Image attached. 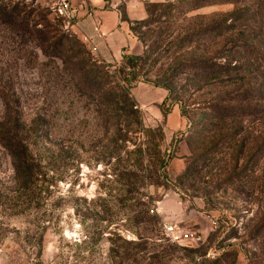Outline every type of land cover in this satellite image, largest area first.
<instances>
[{
    "label": "rangeland",
    "instance_id": "374dc122",
    "mask_svg": "<svg viewBox=\"0 0 264 264\" xmlns=\"http://www.w3.org/2000/svg\"><path fill=\"white\" fill-rule=\"evenodd\" d=\"M54 4L0 0V125L37 164L0 144V264H264V0H146L141 81L104 59L105 95Z\"/></svg>",
    "mask_w": 264,
    "mask_h": 264
},
{
    "label": "crops",
    "instance_id": "0c3cea01",
    "mask_svg": "<svg viewBox=\"0 0 264 264\" xmlns=\"http://www.w3.org/2000/svg\"><path fill=\"white\" fill-rule=\"evenodd\" d=\"M78 9L79 33L96 37L107 62H121L124 55H141L144 45L130 25L147 18L146 0H70ZM156 1V0H150Z\"/></svg>",
    "mask_w": 264,
    "mask_h": 264
},
{
    "label": "trees",
    "instance_id": "16d2710c",
    "mask_svg": "<svg viewBox=\"0 0 264 264\" xmlns=\"http://www.w3.org/2000/svg\"><path fill=\"white\" fill-rule=\"evenodd\" d=\"M148 11V10H147ZM136 21L142 22L145 21ZM134 22V23H136ZM132 23V24H134ZM131 30L135 33V29L130 25ZM136 34V33H135ZM67 39V38H66ZM62 41V45L66 41ZM88 51L85 49V46L75 49L70 47L66 49L67 53L70 52L71 55L68 56L67 60L75 61L74 67L77 68L83 75L85 74V79L94 86L96 89V95H105L107 91L105 88L111 86L114 81H111L108 78V74L105 73L101 66L97 63H103L105 60L100 57L98 54L92 51V49L85 43ZM67 48V47H66ZM92 56H91V55ZM98 58L95 59L94 57ZM143 61L142 55H130L126 54L123 58V68L128 69L127 75H130L131 78L125 77L124 81L128 84L127 88L130 90L132 87L136 86L138 81H141L137 78V69L140 66V63ZM136 74V75H135ZM144 81V80H143ZM134 84V85H133ZM125 89L123 95L125 96L124 102H128L127 106L132 104L129 91ZM165 98L162 102V105L166 102ZM114 102V99L112 100ZM0 144L9 151L11 157L13 158L16 172L24 180L29 181L34 176V168L37 167L36 160L34 159L28 144V139L23 137L21 131L14 126H10L9 120L6 123L0 125ZM24 189L26 187L24 186Z\"/></svg>",
    "mask_w": 264,
    "mask_h": 264
},
{
    "label": "built area",
    "instance_id": "2783aa9c",
    "mask_svg": "<svg viewBox=\"0 0 264 264\" xmlns=\"http://www.w3.org/2000/svg\"><path fill=\"white\" fill-rule=\"evenodd\" d=\"M53 9L56 15L62 17L71 27L77 24L76 18L78 16V9L70 0H55ZM81 37L93 52L103 58L102 52L97 45L96 37L94 35L82 33ZM214 223H216V221H214ZM162 229L169 240L174 243H179L185 239L196 240L200 238L199 236H195V234L191 231L181 230L180 227L173 222H163Z\"/></svg>",
    "mask_w": 264,
    "mask_h": 264
}]
</instances>
